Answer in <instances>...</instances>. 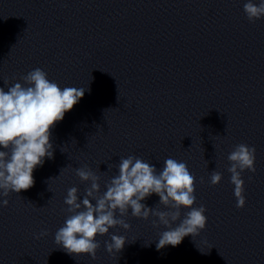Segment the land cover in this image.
I'll use <instances>...</instances> for the list:
<instances>
[{
    "label": "clouds",
    "instance_id": "clouds-1",
    "mask_svg": "<svg viewBox=\"0 0 264 264\" xmlns=\"http://www.w3.org/2000/svg\"><path fill=\"white\" fill-rule=\"evenodd\" d=\"M244 12L250 22L264 17V0L259 3L247 0ZM21 79L27 87L17 82L7 91L0 88V195L4 197L34 185V170L43 166L45 158H53L51 129L85 94L83 88L61 89L40 68L28 72ZM255 153L254 146L241 143L228 155L231 166L227 170L235 186L237 208H243L246 203L241 173L245 170L255 173ZM75 172L82 182H90V187L85 190L82 201L78 200L76 187L68 189L64 203L71 215L54 237L55 243L69 254H87L96 259L100 248L96 237L108 234L118 225L130 228L123 219L129 209L133 217L147 220L154 216L158 223L153 220V226H165L166 230L159 234L157 250L169 245L178 246L186 236L195 237L206 228V208L194 206L195 177L185 162L168 158L158 173L154 165L138 157L120 158L118 175L110 178L102 194L100 177L87 165L76 168ZM221 180L222 173L212 171L210 183L217 185ZM152 194L159 196V204L164 205L167 211L149 208L141 202ZM0 203L7 206L8 200ZM181 209H187L182 219ZM177 221L179 223H175ZM44 235H47L46 231L41 232L37 239ZM125 243L124 236L113 234L111 242L105 241V247L110 254L118 253Z\"/></svg>",
    "mask_w": 264,
    "mask_h": 264
}]
</instances>
